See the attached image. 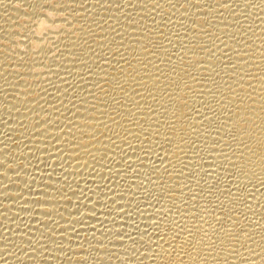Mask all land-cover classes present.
Returning <instances> with one entry per match:
<instances>
[{
	"label": "rangeland",
	"instance_id": "obj_1",
	"mask_svg": "<svg viewBox=\"0 0 264 264\" xmlns=\"http://www.w3.org/2000/svg\"><path fill=\"white\" fill-rule=\"evenodd\" d=\"M61 1L62 0H0V7H3L0 9V17H1L0 18V28H1L0 29V38H1L0 39V67H1L0 68V111H1L0 112V152L2 153L3 149H5L4 152H6L7 154H5L3 152V154H2L3 157H4V155H5V157L7 155L10 156V157L7 156V158L0 159V162L4 160L2 162V165L0 164V182L2 183V184L0 183V238L2 237L0 239V244L2 245V243H3L2 246L0 245L1 246L0 247V264H20V263L21 264H39V263L40 264H45V263L46 264H146V262H147L146 260H148V255L152 254L150 250H152L153 248H155L157 246L155 244V242L159 238V236H162L163 232L165 233L168 231H173L174 229L177 228V226L181 225L182 222L184 223L182 225H184V227H187V229L188 228L189 229L194 228L193 230L191 229L192 231L190 233L193 234L195 232L193 234V237L196 235L194 237L196 240H202V242L200 241L201 242L200 244H203V242H205V241H206L205 242L206 244H211L212 242H213L212 244H214V240L216 238V235H218L220 233V231L223 232V230L224 229L227 230V228L229 230V229H231L230 227L232 226V224H233V226H232L233 228L235 225L238 232H240V234L242 236L244 235V237L246 236L247 238L249 236V239L253 240V241H251L249 239H245L246 241L247 240L248 241L247 242L243 241V245H241L240 246L241 248H239L240 249L239 255H242V256L238 257L240 259L239 260L237 259V261H238L237 263L238 264H243V263L246 264L245 262H249L247 260L252 261L250 258H252V256H254L253 254L255 252H253V251H255L257 249V253H259L261 255L259 257L260 258L259 264H264V256H263V253H264V250H263L264 249V245H263L264 244V174H263L264 169H259L257 166L256 167L253 166L254 169H253V167H252V169L249 167L250 168V171H249V170H247L249 168H245L244 166H242L243 163L241 162L242 163L241 164L236 157V155L240 154V152H239L240 150L235 149V147L236 148L239 147L237 145L235 146V143H237V141H236L237 137H235L236 130L234 131L235 128L231 127L229 125V123L227 124V117H226V116H229L228 112H230V114H231V109L234 107V103L232 102V104H231V100H229V98L225 99L226 97L224 98V96H222L227 91L226 88L228 85L229 75L230 74L232 75V73H233L232 70H234V68L232 67L233 68L232 69L231 66L234 63L232 62L233 59L231 58V55H230L232 50L222 49V47L220 46V44H221L220 39L222 42V40L227 39V37L228 38L231 37L230 39L231 40L233 39V41L236 42V44L238 45V46L236 45L237 46L236 49L242 48L243 47L242 45L244 42H245L244 45L245 44L250 45L249 43H247L248 41H245L248 39V37H249V41H250V37H251V39L253 38L251 40V43L255 42L256 44H258V43L263 44L264 39H263V36H261V35H264V34H262V33H264V23H263V21H264V16H263V14H264V5H263L264 0L263 1L262 0H229V1L225 0L224 5H227L228 7L226 6V8H224V9L222 8V10L220 8V11L217 13V15H215L216 14L215 8H218L219 5L217 3L215 4L214 0H202V1L201 0H192V1L191 0H177V1L176 0H118V1L117 0H113V1H110V0H63L62 2ZM102 1H103V3H102ZM66 2H67V4H66ZM173 2H175L177 7L174 5ZM196 2H197V4L201 3L200 5H202V2H204L203 3L204 5H202L204 7L198 6L196 4ZM226 2H228V3L226 4ZM54 3H56V4H54ZM72 3H73V5H72ZM213 3H214V5H213ZM8 4L10 5L11 8L9 7ZM194 4H196L197 6ZM44 6H46V7H44ZM50 6H51V8H50ZM61 6H63V7H61ZM56 7H59V8L61 7V9H63V10L56 8ZM193 7H195V9H193ZM23 8H24V10H23ZM201 8H203L205 10L207 9L206 12L207 11L208 12L206 14L207 15L209 14V16L212 15V12H213V17L214 16L216 17L218 15L222 16L223 19H221V20H224L223 22L226 23V25L224 24L226 27H225V30L223 32H220L219 29H217V27H215L216 25H214L216 23V22H214V20H212L214 18L208 17L206 14H204V15L202 14V16L205 20V27H203L201 29L202 30L201 33H203L205 30H206V32H205V34L204 33L202 34V35H204V37L202 36V39L199 40V42H198L199 45H203V46L207 45L206 49H208L207 48L208 46H209V49H214L212 47L219 44L218 46H220V48H219V50H215V51L212 50L214 52L213 55H212V52H210V54L213 56V57L211 56L213 62L210 65V67H212L211 68L212 71L211 70H209V71H211L213 74H209V73L203 74V71H200L197 73L198 68L196 69L195 66H193V67H195V71L193 70L194 68L192 69L194 72V76L199 74L200 76L198 75V76H196V78L200 82L203 81L207 85L204 84V86L202 87V90L199 91V92H201V97H200V94L198 92H197L198 94L195 93V94H197V95H195L194 94L195 91H193V90H190L192 92V93L190 92L191 94L189 93V95L191 96L190 97L191 103H190V107H189L188 112H187L188 114H186L185 121H186V123H187V121H189L187 123L188 124L187 125V132L189 131V129L191 131H189L190 133L188 132L186 134L188 137L186 135L184 136V141H186V143H185L186 145L184 144L185 145L184 149L188 145L186 147L187 149L185 151H186V155H189V156L186 157V155H185V158L182 160V162L183 161H186V162H183V163L181 162L182 166L178 170L179 171L178 172L179 177L177 178L178 183H176L174 180H171L173 182L172 183L170 181V179L167 177L168 174H166L165 171L164 172L161 171L159 166L158 167L156 166V165L161 166L162 165L161 161H163V159H160V158L161 157L164 158L163 152H162L163 151V149H162L163 145H162V143L157 144L158 140H156V138H154V139L150 138L154 142H153V144L151 143L150 145H147V146L146 145H144V146L140 145L139 146V145L135 144V147H133L132 145H134V142L131 143V141L125 142V143H127V145L124 144V142L119 144V146L120 145L122 146V147L117 146L119 149H117V147L112 146V149L116 152H111L113 150H111L109 148V150H107L108 151L107 153H106V151H104L105 153L103 152L98 157H96V158L94 157L95 161H94V163L92 162L93 165L91 163V165H89V166H87V165H85V166L83 165L81 167L79 166L80 169H77L79 167H76V168H74L75 170L77 169L76 171L73 169V167L72 168L69 167L68 169L71 170L70 173H69L68 169H67V173L65 171L67 166H71L70 165L71 163H70L68 158H67L68 159L67 160V159H64V157L62 159L61 157L51 155L47 151V148L46 149L44 148V150H43V149H41L42 147L40 148V145L37 146L38 144L33 142V139H35L36 136L38 137V134L35 131H37L39 129H44L43 127H45V126L46 127L51 126L50 121H51V123L54 122L53 121L54 115H53L51 110H52V107L54 106V104L56 102H59L58 97L56 98V96L63 93L62 89L67 93L69 92V94L71 93L70 90L72 92H74L75 90L78 89L80 91H78V90L77 91L80 92V94H82V95L84 94L83 92H85L84 95H88V94H91V96H92V94L96 95L94 97L89 96V98H90L89 101L92 100V101H90L91 104L95 103L100 98L99 100H101V103H103L104 101H105L104 103L107 102L105 105V106H107V108H111L113 106H117V105L119 106L120 105L119 103L117 104L116 100H119V99H117V97L121 98V96H119V94L122 95L121 94L122 91H120V89L117 88V86L120 85V80L122 78V77H120V76H122L121 75L122 74L121 73L122 68L118 69L117 67H122L121 64H123V63L121 61H119L120 56H121L119 54H122L121 48L125 46L124 43L128 41V38L131 41L132 38L133 39L134 38L139 39L142 36L140 38V39H142L140 42L141 44L139 43L140 45L137 46V42L133 39H132L133 42L131 41V45L133 43V45L135 44L137 47H139V46L141 47V45L144 41H145L144 43L147 42L146 43L147 45L143 43V46L145 47L144 50L148 51L149 49H152L153 51H155V52H153L155 55L158 53L156 56H157V58L160 59L159 62H161V63H170V64L174 63L175 64L180 59V57L183 58V56H184L183 52H186L185 49L182 47L184 45L183 40L186 41V38L188 39L189 36H193L194 33L196 34V32L192 33L191 32L192 30H190V28L192 29L193 26H196L195 25L196 24L195 16L196 17L198 16V15H196V13L198 14L199 11L201 10ZM55 9H57V10L59 9L58 11H60L59 13L61 14V17L56 18V15H53L54 12L57 11ZM209 9H210V11L214 10L215 14H214V11H211V14H210ZM230 9H231V11H230ZM17 11L22 12V13H20V16H19V13H17ZM48 11H49V14H48ZM182 11L184 14L182 13ZM232 11H234V12H232ZM50 12H52V13L50 14ZM200 12L202 13V11H200ZM25 13H26V15L28 14V16H23V14L25 15ZM186 13H187V15H186ZM253 13H255L256 15ZM5 15H7V16H5ZM30 15H31V18H30ZM38 15H40V16L38 17ZM199 16H201V15H199ZM219 16L216 18H219ZM26 17H27V19H29V21L24 19ZM122 17H124V18H122ZM36 18L39 20L42 19L43 21L42 20L41 21L43 23L40 22L39 20H37ZM54 18H56V19L60 18V23H59V19L57 21L56 19L54 20ZM61 18L64 21H62ZM12 19L14 22L12 21ZM23 19L26 20L27 22H24ZM30 19H32V20H30ZM251 19H252V21H251ZM50 21H53L54 23L52 22V24L50 25V23H51ZM211 21H213L214 23ZM38 22L40 24L41 23L42 24L40 25ZM68 23H70V24H68ZM12 24L14 26H12ZM21 24L23 25V27ZM53 24L55 26H56V24L57 25L59 24L57 26L58 28L54 27ZM16 25L19 27H16ZM227 25H229V26H227ZM256 25H258V27ZM133 27H135V28H133ZM123 28H124V30H123ZM212 28H214V30H212ZM253 29H255V31ZM64 30H66L67 32ZM187 30H190V31H187ZM137 31L139 33H137ZM100 32H101V34H100ZM187 32H189V33H187ZM255 32H258V33H255ZM259 32H261L260 36H259ZM61 34H63V35H61ZM74 34L76 36H74ZM188 34H189V36H188ZM253 34H254V36H253ZM255 34H257L258 38L256 37ZM120 35H122V36H120ZM232 35H233V38H232ZM2 36H4V37L2 38ZM11 36H13V37H11ZM19 36H21V37H19ZM71 36H73V38ZM130 36H131V38H130ZM205 36L207 37L206 39H205ZM37 37L40 40H41V37H43L42 38L43 40L40 41V42L43 41V44L38 42L39 39H37ZM245 37H246V39H245ZM74 38H75V40H74ZM189 38L191 40L195 39L194 37H189ZM203 38H204L205 42H204ZM237 38H238V41H237ZM256 38L258 41L256 40ZM62 39H63V41H62ZM72 39H73V41H72ZM126 39H127V41H125ZM140 39H139V41H140ZM214 39H215V41H214ZM216 39L219 40V41L217 40V42H219V43H216ZM241 39H242V41H241ZM261 39H262V41H261ZM120 40H121V42H120ZM11 41H13V42H11ZM195 41H196V39H195ZM149 43H150V45H149ZM211 43H212V45H211ZM3 44H5L6 46ZM72 44L73 45L75 44V45L73 46ZM135 45L132 46L133 49L130 50L131 53L137 51V49L140 48V47L136 48ZM107 46H108V48H107ZM182 48L184 51H182ZM40 49H42V50H40ZM63 49H65V50H63ZM134 49H135V51H133ZM201 49L203 50V48H201ZM220 49H221V51L222 50L223 51L220 52ZM198 50L200 51V49H198ZM225 50L227 51V53H225L226 52ZM162 51H164L163 52L164 54L161 53ZM216 51H218V52H216ZM71 52H72V54H71ZM123 53H124V51H123ZM180 53L181 54L183 53V54L181 55ZM84 54H87V55H84ZM226 54H228L229 57ZM68 55H69V57H67ZM159 55H161V56H159ZM147 56H148V54H147ZM121 57H123V55ZM162 57H164V58H162ZM108 58H110V59H108ZM115 60H116V63H118V64L115 63ZM105 62L107 63V66H106ZM227 62H229V63L227 64ZM231 62L233 64H230ZM40 63L43 65H40ZM99 64H100V66H99ZM33 65H35V66H33ZM227 66H229V67H227ZM99 67H101V68H99ZM114 67H115V69H113ZM106 68L108 70H106ZM116 69H117L118 73H115V72H117V71H115ZM67 70H68V72H67ZM229 70H231V71H229ZM103 72L106 74H103ZM229 72H231V73H229ZM163 73L166 74L165 72H163ZM200 73L202 74V76ZM112 74L114 76L119 75L118 76L119 78L114 77L115 81H114V79L112 80V78H113V76L111 77ZM174 74H175L174 77L176 75L178 76V77L176 76L175 79L178 78L176 80L177 81L180 80L179 77H181L182 74L179 75V74H177V72H175ZM223 76H225V77H223ZM226 76L228 77V80H227ZM106 77H108V78H106ZM204 77H207V78H204ZM109 78H110V80H109ZM213 78L216 81L215 80L211 81V79L213 80ZM59 79H60V81H59ZM204 79H205V81H204ZM220 79L223 81V83H221L222 84L221 86L225 87V88L220 89L221 88ZM70 80H71V82H70ZM116 80H117L119 85L117 84ZM109 81H110V83H109ZM111 81H112V84H111ZM214 82L217 84V86L215 85ZM225 82L227 83V85L225 84ZM113 83H114V85H113ZM27 84H28V87H27ZM67 84H69V86ZM79 84H81V85L84 84V85L82 88H78L81 86L80 85L77 87V85H79ZM107 84H110V86L109 85L107 86ZM209 84H210V87H209ZM212 84L214 86H211ZM22 85H24V87L26 86V88H24ZM60 85H61V87H60ZM31 86H32V88H31ZM63 86L67 87V89ZM84 86H86V87H84ZM114 86H116L117 89ZM205 87H208V88H205ZM57 88H59V90ZM35 89H36V91H35ZM68 89H70V90L68 91ZM96 89H99V90H97L98 93L96 92ZM29 90L30 91L32 90L34 92H32V91L30 92ZM60 90H61V92L58 93V91H60ZM207 90L210 92H208ZM214 90H215V92H214ZM221 90L222 91L224 90L223 93ZM203 91H207V92H205L206 94ZM36 92H37V94H36ZM202 92L204 93L203 95H205V96L202 95ZM26 93H27V95H26ZM40 93H41V95H40ZM217 93H218V97H217ZM100 94H102V95H100ZM36 96L38 98H36ZM52 96L53 97L55 96L54 100H53ZM103 96H104V99H103ZM194 96H196V97H194ZM225 96H226V94H225ZM67 97L68 96H65V98H67ZM221 97L224 99V101ZM32 100H34V101H32ZM52 100H53V102H52ZM99 100L97 102H100ZM228 100H229V102H228ZM24 101H26V102H24ZM114 102H116V103H114ZM222 102H224V103H222ZM169 103H171V102L167 103V108L164 107L165 110L170 107ZM221 104H226V106L228 105L229 107L230 106L231 107L229 109L228 107L223 106ZM29 107H30V109H29ZM228 109L230 111H228ZM20 110H22V111H20ZM30 110L32 111L31 113H29ZM196 111L197 112L199 111L198 113H196L197 115H195ZM191 112L193 114L190 115ZM207 112H208V114L206 115ZM26 113H28V114H26ZM198 114L199 115L202 114L201 117ZM210 114H212V115H210ZM162 115H164V116H162ZM165 115L166 114H161L158 117V118H160V120H162V119L164 120V122H162L163 120L162 121L158 120L159 123H161V127L158 126V128H160L159 130L161 132L163 131L161 135H163L164 132H165L164 134H166V132L168 130V126H170V124L167 122L169 120L166 118H165L166 120L164 119ZM208 115H209V117H208ZM222 115L223 116L226 115V116H224L226 121H224V119H223L224 117ZM194 116H196V117H194ZM51 118H52V120H51ZM190 118L192 121L196 120L195 121L196 124H195V122H192L190 120ZM42 119H43V122H42ZM186 119H189V120H186ZM208 119H210V121ZM198 120L199 121L201 120V121L199 122ZM206 120H208V122ZM203 121H205V122H203ZM38 122L40 123V125L42 123H44L45 126H43V124H42V126H40ZM48 124H50V125H48ZM145 124H146L145 122L142 123V125H143L142 129L144 131H146L148 128V125L144 126ZM218 124L221 126H219ZM228 125H229V127H227ZM162 126L164 127V129L162 128ZM165 126H167V129ZM188 126H190V127L188 128ZM110 127H108L109 128L108 132L110 134H113V135H115V134L121 135L122 134L121 136H123V134L126 133L125 132L126 128L123 125L119 126V128L116 125L115 126L113 125V127L112 126H110ZM123 129H124V131H123ZM111 131H113L114 133ZM227 132L230 135H228ZM34 133H36V134H34ZM263 134H264V132H263ZM34 135H36V136H34ZM226 135H227L228 139L226 137H223ZM18 136L19 137L22 136V137L19 138ZM208 137H210V138H208ZM188 139H189V141H188ZM210 139H211V141H210ZM219 139H220V141H223L224 139H225V141L227 140V144H228L227 147H229V148L226 147L227 144H224L225 143L224 141L221 142V144L223 143V145L221 147ZM229 139H231V140H229ZM232 139L235 141H232ZM128 142H130V143H128ZM32 143H34V144H32ZM204 143H205V145H204ZM5 144L7 146H5ZM145 144H148V143H145ZM171 145L173 146V143ZM224 145H225L227 150L226 151H219L218 149L220 147L222 149L225 148V147H223ZM172 146H170V143H169V146L167 145V147H172ZM210 146H211V148H210ZM213 146H216V148H218V149H215V147H213ZM158 148H159V150H158ZM6 149H7V151H8V149H10V150L7 152ZM14 149H16L18 152H15L16 150H14ZM211 149L212 150L214 149V150L212 151ZM29 150H31V151H29ZM228 151H229V153L226 154ZM260 151L263 153L264 152L263 148H262V150L260 149ZM131 153H132V155H131ZM221 153H223V155ZM233 153L234 154L236 153V155L234 156L235 158L231 156V155H233ZM224 154H225V156H224ZM2 155H0V158L2 157ZM142 155L145 157H143ZM214 155H216L218 158ZM221 156H223V157L221 158ZM111 159H112V161H111ZM231 159H233V160H231ZM60 162H62V163H60ZM3 163H4V165H3ZM6 163H7V165H6ZM64 165L66 168L64 167ZM51 166H52V168H51ZM155 166H156V168H155ZM183 166H185V167L183 168ZM90 167H92V168H90ZM152 168H154V170ZM255 168H256V170H255ZM62 169H64V170H62ZM155 169L158 170V172ZM230 169L232 170L231 172H230ZM5 170H6L7 174H9L8 176H6L7 174H6ZM183 170H184V172H183ZM64 171H65V173H64ZM100 173H102V174H100ZM11 174H13V175H11ZM157 174H159L161 177H159V175H157ZM58 175H61V176H58ZM51 177L53 178V180ZM155 177H156V179H155ZM18 178H20V179H18ZM48 178H50V179H48ZM49 180L50 181L52 180L53 182H55V184H54L55 189L51 188L50 189L51 192L56 193L55 196L61 195V196H59V198L62 197V195H64L65 197L67 196L66 199L68 198V200L66 203L61 204L59 207H56L58 209L57 214L50 213L49 215L47 214V217H46V214H39L38 213L39 208L41 206V204H39L40 202H38L36 200L28 202V201H26L25 198L31 197V199H33L35 197H38L39 193H37V192H39L40 187L41 188L44 187ZM21 182H23V183H21ZM174 182H175V184H174ZM172 184H174L176 187H174ZM70 186H71V188H70ZM75 186H76V188H75ZM185 187H187V188L185 189ZM58 188H60V189H58ZM172 188H174V190ZM58 191H60V192H58ZM11 192H12V194H10ZM63 193H65V194H63ZM68 193H70V194H68ZM74 193H76V194H74ZM8 194H9V196L6 197ZM259 194H260V196H259ZM12 195H14V196H12ZM75 195H76V197H75ZM178 196H179V198H178ZM16 197H17V199H16ZM77 200H79V201H77ZM69 201H71V202L69 203ZM91 205L93 207L89 208V207H91ZM26 206H28V207H26ZM96 208H97V210H96ZM190 212H191V214H190ZM60 213H62V215H60ZM192 213H193V215H192ZM200 214H202V215H200ZM43 215H45V217ZM58 216H59V218H57ZM87 216H89V217L93 216V217L89 218ZM97 216H99V217H97ZM37 217H40V218H37ZM47 218H49L48 222H47ZM41 219H43V220H41ZM192 222L195 224V225H193L195 227L192 226ZM85 223H87V225ZM40 224H42V225H40ZM52 226L54 228V231L56 230L55 231L56 233L52 230L53 229ZM55 226H56V228H55ZM45 228H47V229H45ZM81 229H83V230H81ZM160 229H162V230H160ZM248 229H250V230H248ZM226 230H224V231H226ZM26 231H27V233H26ZM49 231H52L50 235H49V233H50ZM57 231H58V233H57ZM160 231H162L161 234H159ZM248 231L249 232L251 231L252 234L246 233ZM15 233H16V235H14ZM20 233L22 234V236ZM101 233H102V235H101ZM250 235H252V237ZM131 237H133V238H131ZM244 237H242V239ZM253 237H254V239H252ZM62 238H64V240ZM65 239H66V241H65ZM210 241H212V242L210 243ZM8 242H9V244H8ZM26 242H28V243H26ZM196 242L199 243V241H196ZM247 246H249V247H247ZM146 250H148L150 253ZM250 251L252 254L250 253ZM35 253H37V254L35 255ZM54 257H57V258H54ZM141 257L143 259H141ZM58 258L61 260H59ZM247 258H249V259H247ZM46 259L49 262H45V261H47ZM74 259H76V260H74ZM243 260H245V262ZM254 260L255 259H253V262H256V260L255 261ZM224 262H226V263H224ZM231 262H232V260H230V259L227 261L224 260V261H222V264H231ZM232 264H233V262H232Z\"/></svg>",
	"mask_w": 264,
	"mask_h": 264
},
{
	"label": "bare ground",
	"instance_id": "obj_2",
	"mask_svg": "<svg viewBox=\"0 0 264 264\" xmlns=\"http://www.w3.org/2000/svg\"><path fill=\"white\" fill-rule=\"evenodd\" d=\"M63 1V0H62ZM61 1V2H62ZM110 1H113V0H110ZM118 1V0H117ZM177 1V0H176ZM192 1V0H191ZM202 1V0H201ZM229 1V0H228ZM263 1V0H262ZM10 2V1H9ZM14 2V1H13ZM47 2V1H46ZM69 2V1H68ZM77 2V1H76ZM80 2V1H79ZM91 2V1H90ZM207 2V1H206ZM224 2L225 0H214V3L218 4L219 7L218 8H215L216 10V14H215V11L214 10H211V11H214V14L217 15V13L220 11V8L222 10V8H226L227 5H224ZM58 3V2H57ZM103 3V1H102ZM119 3V2H118ZM174 5L176 6L175 2H173ZM178 3V2H177ZM182 3V2H181ZM204 2H202V5ZM213 3V5H214ZM228 2H226L227 4ZM261 3V2H260ZM4 4V3H3ZM7 4V3H6ZM17 4V3H16ZM48 4V3H47ZM50 4V3H49ZM56 4V3H54ZM67 4V2H66ZM90 4V3H89ZM121 4V3H120ZM137 4V3H136ZM157 4V3H156ZM180 4V3H179ZM191 4V3H190ZM197 4V2H196ZM194 4V5H196ZM201 3L197 4L198 6H202L200 5ZM256 4V3H255ZM9 5V4H8ZM22 5V4H21ZM73 5V3H72ZM93 5V4H92ZM112 5V4H111ZM133 5V4H132ZM193 5V6H194ZM196 5V6H197ZM206 5V4H205ZM244 5V4H243ZM249 5V4H248ZM253 5V4H252ZM264 5V4H263ZM262 5V6H263ZM67 6V5H66ZM80 6V5H79ZM110 6V5H109ZM217 6V5H216ZM242 6V5H241ZM6 7V6H5ZM10 7V5H9ZM46 7V6H44ZM63 7V6H61ZM61 7H56V8H59L61 9ZM116 7V6H115ZM120 7V6H119ZM130 7V6H129ZM177 7V6H176ZM189 7V6H188ZM204 7V6H202ZM228 7V6H227ZM249 7V6H248ZM261 7V6H260ZM3 8V7H0V9ZM11 8V7H10ZM16 8V7H15ZM22 8V7H21ZM43 8V7H42ZM51 8V6H50ZM83 8V7H82ZM87 8V7H86ZM180 8V7H179ZM192 8V7H191ZM198 8V7H197ZM210 8V7H209ZM234 8V7H233ZM244 8V7H243ZM7 9V8H6ZM5 9V10H6ZM58 9V10H59ZM145 9V8H144ZM193 9H195V7H193ZM11 10V9H10ZM24 10V8H23ZM32 10V9H31ZM49 10V9H48ZM57 10V9H55ZM55 11L53 15H56V18L57 17H61V14L59 13L60 11ZM63 10V9H61ZM114 10V9H113ZM182 10V9H181ZM200 10V9H199ZM207 10V9H206ZM205 9L201 8L200 11H202V13L199 11V13L196 15H198L197 17L195 16V22H196V26H191L192 29L190 28V30H192L191 32H196V34L194 33L193 36H188L189 37H194L196 39H193L191 40L189 37L188 39L186 38V41H184V45L182 46L186 52H183L182 54L184 55L183 58L180 57V59L174 64V63H161L159 62V58H157V54L155 55L153 52L152 49H149L148 51H145L144 50V46H143V42L141 47H137L138 45H140L141 43V40L139 41V39H133L137 42V46L135 45L136 48H139L137 49V51H135V49L133 51V53L130 52L131 49H133L132 45H131V41L129 40L128 38V41L127 39L124 43V47L121 48L122 50V54H119V55H123V57L120 56V60L123 64H121L122 67H117L118 69L119 68H122L121 70V75L120 77L121 80H120V85L118 84L117 80V84L119 86H117L118 89H120V91H122V95L119 94V96H121V98H118L119 100H116L117 104L119 103L120 105L118 106H113L111 108H107L106 103H101V100H99L100 102H95V103H92L89 101V96L90 97H94L96 95H93L91 96V94H88V95H84L85 92H83L84 94H80V90H75L74 92H72L70 89H68V91L70 90V94L69 92H65L63 89H62V94L60 95H57L56 98L58 97V101L59 102H56L54 104V106L52 107V113H53V123H51L50 121V124L51 126H45L44 123L43 127L44 129H39L37 131H35L37 134H38V137L36 135L35 139H33V142H35L36 144H38L37 146L40 145V148L44 150V148L46 149L47 148V151L51 154V155H54V156H57V157H61L63 159H69L70 161V165L71 166H67V168L65 169L66 173H67V169L69 167H73L76 168V167H81V166H89L91 165V163L93 162L94 163V157H98L99 155H101L104 151H106V153L108 152L107 150H109V148L111 150L112 149V146L113 147H117L119 146V144L123 143L127 145V141H131V143L134 142V145H132L133 147H135V144L137 145H150L151 143L153 144V140L154 138H156V140H158L157 144L158 143H162V149H163V156L164 158H160V159H163V161H161V166L160 165H156L157 167L159 166L160 170L161 171H165L167 175V177L171 180H174L176 183L177 182V178L179 177V174H178V170L179 168H181L182 166V163L183 162H186V161H183L182 160L185 158V155H186V146L185 149H184V146L186 145V141H184V136L189 132L191 131L189 129V131L187 132V123L189 121H185V118H186V114H188V109L190 107V100H191V96L189 95V93L191 92L190 90H193L195 91V93H199L200 94V97H201V91L202 90V87L204 86V83L202 80V82H200L196 76H194V72L193 70L195 71V67L196 69L198 68V72L200 71H203V74L204 73H209V74H213L211 71V68L210 65L212 64L213 60L211 58V56L213 55V51L212 50H219L220 46L222 47V49H228V50H232V52L230 53L231 55V58L233 59V63L231 62L230 64H233L231 66V68L233 67L234 70L232 75L230 74L229 75V80H228V77H227V80H228V85L227 83L225 82V84L227 85V91L225 92L224 95V98L227 99L229 98V100H231V104L232 102L234 103V107L231 109V114L230 112L229 113V116H226L227 117V124L229 123V125L231 127H234V131L236 130V135L235 137L236 138V141L237 143H235V146H239V147H235V149H239L238 151L240 152L239 155H236V153L233 155H231L232 157H234L236 155L238 161L241 163H243L242 166H244L245 168H251L253 166H257L259 169H264V152L262 153L260 151V149L262 150L263 148V151H264V42L263 44H259L257 41V34L256 35V42L258 44H256L255 42L254 43H251V37H250V41H249V37L247 40L245 41H248L247 43H249L250 45L248 44H245L243 43V47L240 48V49H236L237 48V44L236 42L233 41V39L231 40L230 38L227 37V39L225 40H222L221 42V39H220V46H218L219 44H217L216 46L212 47L214 49H209V46L207 47L208 49H206V46H203V45H199V40L202 39V36L204 37V35H202L203 33L205 34L206 30L202 32V28L205 27V20L202 16V14H206ZM8 11V10H7ZM6 11V12H7ZM33 11V10H32ZM73 11V10H72ZM184 11V10H183ZM182 11V13H183ZM211 11L209 9V12L211 14ZM229 11V10H228ZM231 11V9H230ZM251 11V10H250ZM257 11V10H256ZM5 12V11H4ZM53 12V11H52ZM50 12V14L52 13ZM175 12V11H174ZM191 12V11H190ZM197 12V11H196ZM234 12V11H232ZM244 12V11H243ZM252 12V11H251ZM19 13V16H20V13L22 12H18ZM28 13V12H27ZM38 13V12H37ZM42 13V12H41ZM47 13V12H46ZM72 13V12H71ZM108 13V12H107ZM106 13V14H107ZM115 13V12H114ZM176 13V12H175ZM226 13V12H225ZM231 13V12H230ZM242 13V12H241ZM246 13V12H245ZM48 14H49V11H48ZM63 14V13H62ZM69 14V13H68ZM179 14V13H178ZM184 14V13H183ZM235 14V13H234ZM255 14V13H253ZM22 15V14H21ZM37 15V14H36ZM74 15V14H73ZM76 15V14H75ZM173 15V14H172ZM176 15V14H175ZM187 15V13H186ZM201 15V16H199ZM207 15V14H206ZM226 15V14H225ZM256 15V14H255ZM259 15V14H258ZM7 16V15H5ZM12 16V15H11ZM23 16H28V14L25 15L23 14ZM35 16V15H34ZM40 15H38L39 17ZM82 16V15H81ZM90 16V15H89ZM184 16V15H183ZM208 17H213V12H212V15L209 16V14L207 15ZM219 16V15H218ZM216 16V17H218ZM231 16V15H230ZM264 16V14H263ZM14 17V16H13ZM22 17V16H21ZM55 17V16H54ZM68 17V16H67ZM77 17V16H76ZM83 17V16H82ZM129 17V16H128ZM215 16L213 17L214 19V22H216L214 25H216L215 27H217V29H219L220 32H223L225 30V25L226 23L223 22L224 20H221L223 19L222 16H219V18H216ZM229 17V16H228ZM1 18V17H0ZM6 18V17H5ZM10 18V17H9ZM15 18V17H14ZM30 18H31V15H30ZM54 18V20L56 19ZM80 18V17H79ZM124 18V17H122ZM230 18V17H229ZM263 18V17H262ZM4 19V18H3ZM26 20L29 21V19L24 18ZM23 19V20H24ZM37 19V18H36ZM59 19V23H60V18ZM58 19H56L58 21ZM120 19V18H119ZM172 19V18H171ZM236 19V18H235ZM2 20V19H1ZM15 20V19H14ZM26 20H24V22H27ZM32 20V19H30ZM39 20V19H37ZM42 20V19H41ZM41 20H39L40 22H42ZM53 20V19H52ZM62 20V18H61ZM159 20V19H158ZM180 20V19H179ZM184 20V19H183ZM262 20V19H261ZM13 21V19H12ZM64 21V20H62ZM75 21V20H74ZM87 21V20H86ZM97 21V20H96ZM151 21V20H150ZM252 21V19H251ZM257 21V20H256ZM11 22V21H10ZM14 22V21H13ZM50 25L52 24L53 21H50ZM56 22V21H55ZM184 22V21H183ZM210 22V21H209ZM213 22V21H211ZM213 22V23H214ZM39 23V22H38ZM43 23V22H42ZM41 23V24H42ZM54 23V22H53ZM78 23V22H77ZM89 23V22H88ZM112 23V22H111ZM119 23V22H118ZM139 23V22H138ZM192 23V22H191ZM228 23V22H227ZM230 23V22H229ZM264 23V21H263ZM10 24V23H9ZM17 24V23H16ZM29 24V23H28ZM32 24V23H31ZM40 24V23H39ZM38 24V25H39ZM40 24V25H41ZM49 24V23H48ZM70 24V23H68ZM132 24V23H131ZM167 24V23H166ZM177 24V23H176ZM212 24V23H211ZM225 24V25H224ZM262 24V23H261ZM22 25V24H21ZM37 25V26H38ZM54 25V24H53ZM52 25V26H53ZM59 25V24H58ZM56 24V26L54 25V27H57L58 26ZM117 25V24H116ZM133 25V24H132ZM161 25V24H160ZM188 25V24H187ZM259 25V24H258ZM258 25H256L258 27ZM12 26H14L12 24ZM35 26V25H34ZM61 26V25H60ZM59 26V27H60ZM74 26V25H73ZM103 26V25H102ZM211 26V25H210ZM209 26V27H210ZM213 26V25H212ZM229 26V25H227ZM234 26V25H233ZM244 26V25H243ZM255 26V27H256ZM260 26V25H259ZM263 26V25H262ZM16 27H19L16 25ZM23 27V25H22ZM27 27V26H26ZM30 27V26H29ZM62 27V26H61ZM180 27V26H179ZM208 27V28H209ZM214 27V28H215ZM232 27V26H231ZM254 27V28H255ZM58 28V27H57ZM71 28V27H70ZM91 28V27H90ZM103 28V27H102ZM128 28V27H127ZM135 28V27H133ZM140 28V27H139ZM211 28V27H210ZM214 28H212V30H214ZM247 28V27H246ZM260 28V27H259ZM263 28V27H262ZM1 29V28H0ZM19 29V28H18ZM24 29V28H23ZM27 29V28H26ZM96 29V28H95ZM158 29V28H157ZM177 29V28H176ZM184 29V28H183ZM205 29V28H204ZM258 29V28H257ZM61 30V29H60ZM104 30V29H103ZM114 30V29H113ZM124 30V28H123ZM166 30V29H165ZM190 30H187V31H190ZM209 30V29H208ZM207 30V31H208ZM236 30V29H235ZM250 30V29H249ZM252 30V29H251ZM255 31V29H253ZM262 30V29H261ZM15 31V30H14ZM29 31V30H28ZM31 31V30H30ZM62 31V30H61ZM66 31V30H64ZM178 31V30H177ZM217 31V30H216ZM227 31V30H226ZM240 31V30H239ZM245 31V30H244ZM25 32V31H24ZM57 32V31H56ZM60 32V31H59ZM67 32V31H66ZM80 32V31H79ZM129 32V31H128ZM184 32V31H183ZM212 32V31H211ZM219 32V33H220ZM228 32V31H227ZM230 32V31H229ZM236 32V31H235ZM76 33V32H75ZM94 33V32H93ZM137 33H139L137 31ZM149 33V32H148ZM169 33V32H168ZM189 33V32H187ZM217 33V32H216ZM215 33V34H216ZM255 33H258V32H255ZM261 32H259V36L261 35L260 34ZM24 34V33H23ZM22 34V35H23ZM49 34V33H48ZM57 34V33H56ZM86 34V33H85ZM101 34V32H100ZM99 34V35H100ZM114 34V33H113ZM151 34V33H150ZM183 34V33H182ZM218 34V33H217ZM229 34V33H228ZM231 34V33H230ZM264 34V33H262ZM2 35V34H1ZM13 35V34H12ZM15 35V34H14ZM25 35V34H24ZM63 35V34H61ZM72 35V34H71ZM80 35V34H79ZM210 35V34H209ZM16 36V35H15ZM46 36V35H45ZM56 36V35H55ZM74 36H76L74 34ZM122 36V35H120ZM218 36V35H217ZM228 36V35H227ZM230 36V35H229ZM237 36V35H236ZM235 36V37H236ZM242 36V35H241ZM245 36V35H244ZM251 36V35H250ZM254 36V34H253ZM263 36V39H264V35H261ZM4 36H2L3 38ZM6 37V36H5ZM13 37V36H11ZM21 37V36H19ZM23 37V36H22ZM27 37V36H26ZM51 37V36H50ZM68 37V36H67ZM73 38V36H71ZM103 37V36H102ZM106 37V36H105ZM118 37V36H117ZM179 37V36H178ZM238 37V36H237ZM43 37H41V40ZM58 38V37H57ZM131 38V36H130ZM145 38V37H144ZM152 38V37H151ZM183 38V37H182ZM207 37L205 36V39ZM215 38V37H214ZM220 38V37H219ZM224 38V37H223ZM232 38H233V35H232ZM241 38V37H240ZM239 38V39H240ZM1 39V38H0ZM16 39V38H15ZM21 39V38H20ZM27 39V38H26ZM37 39H39L37 37ZM69 39V38H68ZM89 39V38H88ZM106 39V38H105ZM104 39V40H105ZM184 39V38H183ZM246 39V37H245ZM9 40V39H8ZM12 40V39H11ZM24 40V39H23ZM22 40V41H23ZM39 39V43L43 44V41H41ZM75 40V38H74ZM91 40V39H90ZM111 40V39H110ZM182 40V39H181ZM204 40V38H203ZM218 39H216V43H219L217 42ZM5 41V40H4ZM7 41V40H6ZM27 41V40H26ZM63 41V39H62ZM73 41V39H72ZM83 41V40H82ZM178 41V40H177ZM215 41V39H214ZM213 41V42H214ZM219 41V40H218ZM237 41H238V38H237ZM242 41V39H241ZM244 41V40H243ZM262 41V39H261ZM260 41V42H261ZM10 42V41H9ZM13 42V41H11ZM24 42V41H23ZM37 42V43H38ZM71 42V41H70ZM102 42V41H101ZM121 42V40H120ZM133 42V41H132ZM169 42V41H168ZM181 42V41H180ZM196 42V43H195ZM205 42V40H204ZM75 43V42H74ZM140 43V44H139ZM147 43V42H146ZM144 43V44H146ZM240 43V42H239ZM10 44V43H9ZM45 44V43H44ZM47 44V43H46ZM82 44V43H81ZM99 44V43H98ZM115 44V43H114ZM121 44V43H120ZM241 44V43H240ZM5 45V44H3ZM73 45V44H72ZM71 45V46H72ZM75 45V44H74ZM73 45V46H74ZM79 45V44H78ZM110 45V44H109ZM147 45V44H146ZM150 45V43H149ZM212 45V43H211ZM214 45V44H213ZM237 45V46H236ZM248 45V46H247ZM6 46V45H5ZM4 46V47H5ZM66 47V46H65ZM132 47V48H131ZM134 47V48H135ZM148 47V46H147ZM200 47V48H199ZM45 48V47H44ZM43 48V49H44ZM70 48V47H69ZM68 48V49H69ZM78 48V47H77ZM108 48V46H107ZM182 48V51H184ZM203 48V50L201 49ZM157 49V48H156ZM200 49V51L198 50ZM6 50V49H5ZM8 50V49H7ZM13 50V49H12ZM42 50V49H40ZM65 50V49H63ZM119 50V49H118ZM158 50V49H157ZM163 50V49H162ZM225 50V51H226ZM10 51V50H9ZM29 51V50H28ZM37 51V50H36ZM71 51V50H70ZM124 51V53H123ZM151 51V52H150ZM223 51V50H222ZM221 49H220V52H222ZM224 51V52H225ZM76 52V51H75ZM119 52V51H118ZM164 51H162L161 53H163ZM210 52H212V55L210 54ZM218 52V51H216ZM16 53V52H15ZM40 53V52H39ZM42 53V52H41ZM95 53V52H94ZM110 53V52H109ZM227 53V51L225 52ZM6 54V53H5ZM11 54V53H10ZM34 54V53H33ZM66 54V53H65ZM72 54V52H71ZM108 54V53H107ZM148 54V56H147ZM164 54V53H163ZM166 54V53H165ZM178 54V53H177ZM181 54V53H180ZM181 54V55H182ZM12 55V54H11ZM36 55V54H35ZM84 55H87V54H84ZM115 55V54H114ZM118 55V56H119ZM173 55V54H172ZM176 55V54H175ZM228 55V54H226ZM17 56V55H16ZM29 56V55H28ZM39 56V55H38ZM37 56V57H38ZM116 56V55H115ZM161 56V55H159ZM225 56V55H224ZM19 57V56H18ZM40 57V56H39ZM69 57V55L67 56ZM100 57V56H99ZM173 57V56H172ZM213 57V56H212ZM226 57V56H225ZM229 57V55H228ZM15 58V57H14ZM13 58V59H14ZM47 58V57H46ZM111 58V57H110ZM108 58V59H110ZM116 58V57H115ZM164 58V57H162ZM227 58V57H226ZM38 59V58H37ZM70 59V58H69ZM78 59V58H77ZM18 60V59H17ZM40 60V59H39ZM117 60V59H116ZM116 60H115V63H116ZM231 60V59H230ZM15 61V60H14ZM33 61V60H32ZM43 61V60H42ZM163 61V60H162ZM227 61V60H226ZM27 62V61H26ZM52 62V61H51ZM171 62V61H170ZM12 63V62H11ZM14 63V62H13ZM31 63V62H30ZM64 63V62H63ZM106 63V62H105ZM229 62H227L228 64ZM36 64V63H35ZM38 64V63H37ZM66 64V63H65ZM90 64V63H89ZM112 64V63H111ZM118 64V63H116ZM10 65V64H9ZM40 65H43L40 63ZM84 65V64H83ZM113 65V64H112ZM226 65V64H225ZM20 66V65H19ZM30 66V65H29ZM35 66V65H33ZM67 66V65H66ZM71 66V65H70ZM76 66V65H75ZM87 66V65H86ZM100 66V64H99ZM106 66H107V63H106ZM105 66V67H106ZM115 66V65H114ZM195 66V67H193ZM43 67V66H42ZM83 67V66H82ZM102 67V66H101ZM99 67V68H101ZM111 67V66H110ZM229 67V66H227ZM1 68V67H0ZM48 68V67H47ZM90 68V67H89ZM194 68V69H193ZM232 68V69H233ZM19 69V68H18ZM25 69V68H24ZM46 69V68H45ZM96 69V68H95ZM115 69V67L113 68ZM112 69V70H113ZM193 69V70H192ZM7 70V69H6ZM27 70V69H26ZM61 70V69H60ZM105 70V69H104ZM106 70H108L106 68ZM110 70V69H109ZM111 70V71H112ZM211 70V71H209ZM117 71V69L115 70ZM209 71V72H208ZM228 71V70H227ZM226 71V72H227ZM231 71V70H229ZM32 72V71H31ZM68 72V70H67ZM86 72V71H85ZM163 72H165L166 74H164ZM177 72V74L181 75L180 80H176L178 78L175 79V76L174 77V73ZM211 72V73H210ZM214 72V71H213ZM40 73V72H39ZM115 73H118L115 72ZM114 73V74H115ZM120 73V72H119ZM231 73V72H229ZM30 74V73H29ZM51 74V73H50ZM75 74V73H74ZM93 74V73H92ZM103 74H106L103 72ZM108 74V73H107ZM173 74V75H172ZM201 74V73H200ZM208 74V75H209ZM226 74V73H225ZM15 75V74H14ZM117 75V74H116ZM24 76V75H23ZM22 76V77H23ZM32 76V75H31ZM113 76L112 80L114 79L115 81V78L118 77V76H114L113 74L111 75V77ZM200 76V75H199ZM202 76V74H201ZM210 76V75H209ZM5 77V76H4ZM27 77V76H26ZM105 77V76H104ZM110 77V78H111ZM115 77V78H114ZM178 77V76H177ZM213 77V76H212ZM225 77V76H223ZM7 78V77H6ZM9 78V77H8ZM64 78V77H63ZM90 78V77H89ZM108 78V77H106ZM109 78V80H110ZM119 78V77H118ZM204 78H207V77H204ZM209 78V77H208ZM220 78V77H219ZM203 79V78H202ZM224 79V78H223ZM9 80V79H8ZM31 80V79H30ZM33 80V79H32ZM106 80V79H105ZM215 79L213 78V80L211 79V81H214ZM60 81V79H59ZM79 81V80H78ZM95 81V80H94ZM101 81V80H100ZM103 81V80H102ZM205 81V79H204ZM210 81V80H209ZM208 81V82H209ZM216 81V80H215ZM220 86L222 85L221 83H223V81L220 79ZM6 82V81H5ZM9 82V81H8ZM17 82V81H16ZM46 82V81H45ZM65 82V81H64ZM71 82V80H70ZM80 82V81H79ZM96 82V81H95ZM105 82V81H104ZM13 83V82H12ZM22 83V82H21ZM82 83V82H81ZM99 83V82H98ZM110 83V81H109ZM215 83V82H214ZM25 84V83H24ZM29 84V83H28ZM28 84H27V87H28ZM46 84V83H45ZM55 84V83H54ZM60 84V83H59ZM62 84V83H61ZM111 84H112V81H111ZM224 84V85H225ZM20 85V84H19ZM26 85V84H25ZM63 85V84H62ZM69 86V84H67ZM72 85V84H71ZM81 84L77 85L80 86ZM84 84H82L80 87L78 88H82ZM102 85V84H101ZM110 86V84H107V86ZM114 85V83H113ZM207 85V84H206ZM215 85L217 86V84L215 83ZM6 86V85H5ZM16 86V85H15ZM24 87V85H22ZM59 86V85H58ZM66 86V85H65ZM63 86V87H65ZM93 86V85H92ZM116 86H114L116 88ZM211 86H214L213 84ZM219 86V87H220ZM30 87V86H29ZM47 87V86H46ZM61 87V85H60ZM86 87V86H84ZM88 87V86H87ZM94 87V86H93ZM106 87V86H105ZM209 87H210V84H209ZM21 88V87H20ZM26 88V86L24 87ZM32 88V86H31ZM67 89V87H65ZM116 88V89H117ZM205 88H208V87H205ZM213 88V87H212ZM222 88H225V87H222ZM19 89V88H18ZM23 89V88H22ZM43 89V88H42ZM48 89V88H47ZM59 90V88H57ZM72 89V88H71ZM87 89V88H86ZM112 89V88H111ZM122 89V90H121ZM204 89V88H203ZM210 89V88H209ZM8 90V89H7ZM85 90V89H84ZM89 90V89H88ZM97 90L99 89H96V92ZM212 90V89H211ZM216 90V89H215ZM214 90V92H215ZM225 90V89H224ZM223 90V91H224ZM14 91V90H13ZM25 91V90H24ZM30 91V90H29ZM32 91V90H31ZM30 91V92H31ZM36 91V89H35ZM107 91V90H106ZM115 91V90H114ZM117 91V90H116ZM208 91V90H207ZM207 91H203L204 93L207 92ZM222 91V90H221ZM222 91V93H223ZM21 92V91H20ZM28 92V91H27ZM34 92V91H32ZM44 92V91H43ZM46 92V91H45ZM61 92L58 91V93ZM91 92V91H90ZM119 92V91H118ZM202 92V95L204 94ZM210 92V91H208ZM10 93V92H9ZM39 93V92H38ZM94 93V92H93ZM98 93V92H97ZM192 93V92H191ZM190 93V94H191ZM197 93V94H198ZM20 94V93H19ZM22 94V93H21ZM29 94V93H28ZM33 94V93H32ZM37 94V92H36ZM114 94V93H113ZM195 94V95H197ZM206 94V93H205ZM220 94V93H219ZM13 95V94H12ZM27 95V93H26ZM25 95V96H26ZM30 95V94H29ZM41 95V93H40ZM102 95V94H100ZM65 96H68L67 98H65ZM76 98H75V97ZM105 96V95H104ZM104 96H103V99H104ZM110 96V95H109ZM205 96V95H203ZM213 96V95H212ZM215 96V95H214ZM240 96V97H239ZM42 97V96H41ZM53 97V96H52ZM55 97V96H54ZM54 97H53V100H54ZM98 97V96H97ZM101 97V96H100ZM106 97V96H105ZM108 97V96H107ZM196 97V96H194ZM217 97H218V93H217ZM216 97V98H217ZM25 98V97H24ZM36 98H38L36 96ZM55 98V99H56ZM75 98V99H74ZM96 98V97H95ZM102 98V97H101ZM112 98V97H111ZM193 98V97H192ZM222 98V97H221ZM22 99V98H21ZM50 99V98H49ZM200 99V98H199ZM198 99V100H199ZM218 99V98H217ZM220 99V98H219ZM223 99V98H222ZM10 100V99H9ZM29 100V99H28ZM35 100V99H34ZM32 100V101H34ZM52 100V102H53ZM213 100V99H212ZM228 100V102H229ZM16 101V100H15ZM39 101V100H38ZM224 101V99H223ZM22 102V101H21ZM26 102V101H24ZM31 102V101H30ZM94 102V101H93ZM114 102V103H116ZM168 102H171L169 103L170 104V107L168 109L165 110V108H167V103ZM196 102V101H195ZM206 102V101H205ZM11 103V102H10ZM42 103V102H41ZM51 103V102H50ZM221 103V102H220ZM224 103V102H222ZM27 104V103H26ZM32 104V103H31ZM34 104V103H33ZM52 104V103H51ZM113 104V103H112ZM14 105V104H13ZM28 105V104H27ZM223 106H226V104H221ZM230 105V104H229ZM50 106V105H49ZM52 106V105H51ZM194 106V105H193ZM14 107V106H13ZM43 107V106H42ZM47 107V106H46ZM165 107V108H164ZM192 107V106H191ZM197 107V106H196ZM195 107V108H196ZM213 107V106H212ZM226 107H228L230 109V107L227 105ZM17 108V107H16ZM164 108V109H163ZM194 108V109H195ZM209 108V107H208ZM11 109V108H10ZM24 109V108H23ZM27 109V108H26ZM30 109V107H29ZM47 109V108H46ZM213 109V108H212ZM228 109V111H230ZM34 110V109H33ZM44 110V109H43ZM191 110V109H190ZM19 111V110H18ZM22 111V110H20ZM193 111V110H192ZM224 111V110H223ZM1 112V111H0ZM32 111L30 110L29 113H31ZM39 112V111H38ZM43 112V111H42ZM46 112V111H45ZM49 112V111H48ZM199 112V111H198ZM197 111L195 112V115H197L196 113H198ZM20 113V112H19ZM51 113V112H50ZM214 113V112H213ZM22 114V113H21ZM28 114V113H26ZM25 114V115H26ZM41 114V113H40ZM43 114V113H42ZM161 114H166L164 119H168L169 121H167L170 126H168V130L166 132V134L163 133L159 130L161 127V123H159L158 120H160L159 115ZM193 114L192 112L190 113V115ZM208 114V112L206 113V115ZM219 114V113H218ZM226 114V113H225ZM48 115V114H47ZM199 115V114H198ZM202 114H200L199 116L201 117ZM212 115V114H210ZM19 116V115H18ZM17 116V117H18ZM28 116V115H27ZM40 116V115H39ZM164 116V115H162ZM188 116V115H187ZM223 116V115H222ZM223 116V117H224ZM21 117V116H20ZM23 117V116H22ZM25 117V116H24ZM193 117V116H192ZM196 117V116H194ZM209 117V115H208ZM211 117V116H210ZM12 118V117H11ZM27 118V117H26ZM33 118V117H32ZM43 118V117H42ZM158 118V119H157ZM162 118V117H161ZM206 118V117H205ZM222 118V117H221ZM220 118V119H221ZM37 119V118H36ZM165 119V120H166ZM207 119V118H206ZM211 119V118H210ZM210 119H208L210 121ZM224 121H226L225 117L223 118ZM52 120V118H51ZM163 120V119H162ZM160 120V121H162ZM186 120H189V119H186ZM191 120V118H190ZM195 120V119H194ZM208 120H206L208 122ZM219 120V119H218ZM46 121V120H45ZM49 121V120H48ZM192 121V120H191ZM190 121V122H191ZM196 121V120H195ZM195 121H192V122H195ZM199 121V120H198ZM197 121V122H198ZM201 121V120H200ZM199 121V122H200ZM223 121V122H224ZM42 122H43V119H42ZM145 122L146 125H148V128L146 131H144L142 128H143V125L142 123ZM164 122V120L162 121ZM205 122V121H203ZM20 123V122H19ZM36 123V122H35ZM39 123V122H38ZM226 123V122H225ZM37 124V123H36ZM35 124V125H36ZM42 124L39 125L42 126ZM47 124V123H46ZM48 124V125H50ZM163 124V123H162ZM196 124V122H195ZM199 124V123H198ZM202 124V123H201ZM208 124V123H207ZM222 124V123H221ZM224 124V123H223ZM113 125L115 126H124L126 129V133L123 134V136L121 135H113V134H110L108 132V127L112 126ZM164 125V124H163ZM166 125V124H165ZM219 125V124H218ZM226 125V124H225ZM229 125L227 127H229ZM221 126V125H219ZM166 129H167V126H165ZM190 126H188L189 128ZM193 127V126H192ZM199 127V126H198ZM23 128V127H22ZM111 128V127H110ZM122 128V127H121ZM162 128L164 129V127L162 126ZM223 128V127H222ZM162 129V130H163ZM195 130V129H194ZM199 130V129H198ZM110 131V130H109ZM124 131V129H123ZM144 131V132H143ZM197 131V130H196ZM223 131V130H222ZM231 131V130H230ZM3 132V131H2ZM13 132V131H12ZM113 132V131H111ZM118 132V131H117ZM199 132V131H198ZM27 133V132H26ZM34 133V134H36ZM114 133V132H113ZM190 133V132H189ZM212 133V132H211ZM216 133V132H215ZM222 133V132H221ZM228 134V132H227ZM30 135V134H29ZM165 135V136H164ZM207 135V134H206ZM224 135V134H223ZM230 135V134H228ZM10 136V135H9ZM33 136V137H34ZM187 136V135H186ZM190 136V135H189ZM212 136V135H211ZM216 136V135H215ZM218 136V135H217ZM8 137V136H7ZM19 137V136H18ZM22 137V136H20ZM19 137V138H20ZM32 137V138H33ZM188 137V136H187ZM223 137H226L227 138V135L226 136H223ZM234 137V136H233ZM31 138V139H32ZM152 138V139H150ZM210 138V137H208ZM212 138V137H211ZM219 138V137H218ZM221 138V137H220ZM231 138V137H230ZM13 139V138H12ZM25 139V138H24ZM196 139V138H195ZM203 139V138H202ZM228 139V138H227ZM234 139V138H233ZM232 141H235L233 140ZM14 140V139H13ZM152 140V141H151ZM209 140V139H208ZM215 140V139H214ZM222 140V139H221ZM231 140V139H229ZM228 140V141H229ZM189 141V139H188ZM187 141V142H188ZM206 141V140H205ZM211 141V139H210ZM220 141V139H219ZM225 143L224 144H227V140L225 141V139L223 140ZM223 141H220V144L221 142ZM150 142V143H149ZM170 143V146H172L171 144L173 143V146L172 147H167V145L169 146V143ZM216 142V141H215ZM218 142V141H217ZM255 144H254V143ZM3 143V142H2ZM1 143V144H2ZM130 143V142H128ZM145 143H148V144H145ZM193 143V142H192ZM211 143V142H210ZM34 144V143H32ZM185 144V145H184ZM188 144V143H187ZM199 144V143H198ZM23 145V144H22ZM131 145V144H130ZM155 145V144H154ZM197 145V144H196ZM205 145V143H204ZM207 145V144H206ZM217 145V144H216ZM223 143L220 145L222 147ZM4 146V145H3ZM5 146H7L5 144ZM30 146V145H29ZM121 146V145H120ZM119 146V147H120ZM209 146V145H208ZM228 146V144L226 145V147ZM9 147V146H8ZM7 147V148H8ZM122 147V146H121ZM157 147V146H156ZM215 147V149H218L216 148V146H213ZM218 147V146H217ZM219 148L218 150L219 151H226V147L225 145L223 147L225 148ZM13 148V147H12ZM11 148V149H12ZM34 148V147H33ZM124 148V147H123ZM149 148V147H148ZM200 148V147H199ZM211 148V146H210ZM229 148V147H227ZM115 149V148H114ZM117 149H119L117 147ZM122 149V148H121ZM140 149V148H139ZM147 149V148H146ZM152 149V148H151ZM202 149V148H201ZM5 149H3L2 153L0 152V155L3 154ZM10 149H8L9 151ZM16 150V149H14ZM34 150V149H33ZM116 150V149H115ZM123 150V149H122ZM156 150V149H155ZM159 150V148H158ZM212 150V149H211ZM214 150V149H213ZM212 150V151H213ZM217 150V151H218ZM7 151V149H6ZM7 151V152H8ZM20 151V150H19ZM31 151V150H29ZM46 151V152H47ZM118 151V150H117ZM126 151V150H125ZM161 151V150H160ZM209 151V150H208ZM211 151V152H212ZM236 151V150H235ZM15 152H18L17 150ZM14 152V153H15ZM110 152V151H109ZM111 152H116V151H111ZM119 152V151H118ZM121 152V151H120ZM129 152V151H128ZM238 152V153H239ZM5 154H7L6 152H4ZM13 153V154H14ZM105 153V152H104ZM133 153V152H132ZM131 153V155H132ZM150 153V152H149ZM160 153V152H159ZM210 153V152H209ZM225 153V152H224ZM229 151L226 153L228 154ZM237 153V154H238ZM18 154V153H17ZM16 154V155H17ZM218 154V153H217ZM223 155V153H221ZM220 154V155H221ZM107 155V154H106ZM141 155V154H140ZM150 155V154H149ZM8 156V155H7ZM7 156L2 157V158H7ZM15 156V155H14ZM22 156V155H21ZM47 156V155H46ZM126 156V155H125ZM143 156V155H142ZM147 156V155H146ZM159 156V155H158ZM189 155H186V157H188ZM192 156V155H191ZM216 156V155H214ZM219 156V155H218ZM225 156V154H224ZM10 157V156H8ZM145 157V156H143ZM157 157V156H156ZM210 157V156H209ZM217 157V156H216ZM223 156H221L222 158ZM18 158V157H17ZM135 158V157H134ZM218 158V157H217ZM227 158V157H226ZM235 158V157H234ZM9 159V158H8ZM16 159V158H15ZM21 159V158H20ZM67 159V160H68ZM101 159V158H100ZM122 159V158H121ZM10 160V159H9ZM12 160V159H11ZM136 160V159H135ZM143 160V159H142ZM141 160V161H142ZM192 160V159H191ZM233 160V159H231ZM235 160V159H234ZM4 161V160H3ZM0 162V164L2 165V162ZM6 161V160H5ZM8 161V160H7ZM15 161V160H14ZM17 161V160H16ZM58 161V160H57ZM112 161V159H111ZM123 161V160H122ZM130 161V160H129ZM132 161V160H131ZM219 161V160H218ZM217 161V162H218ZM221 161V160H220ZM10 162V161H9ZM102 162V161H101ZM118 162V161H117ZM182 162V163H181ZM194 162V161H193ZM232 162V161H231ZM62 163V162H60ZM92 163V165H93ZM96 163V162H95ZM134 163V162H133ZM160 163V162H159ZM241 163V164H242ZM56 164V163H55ZM58 164V163H57ZM64 164V163H63ZM186 164V163H185ZM232 164V163H231ZM230 164V165H231ZM4 165V163H3ZM7 165V163H6ZM13 165V164H12ZM28 165V164H27ZM98 165V164H97ZM106 165V164H105ZM225 165V164H224ZM19 166V165H18ZM57 166V165H56ZM55 166V167H56ZM103 166V165H102ZM142 166V165H141ZM155 166V168H156ZM188 166V165H187ZM232 166V165H231ZM3 167V166H2ZM9 167V166H8ZM77 168V169H80ZM105 167V166H104ZM140 167V166H139ZM185 166H183L184 168ZM12 168V167H11ZM52 168V166H51ZM63 168V167H62ZM70 168V169H71ZM92 168V167H90ZM99 168V167H98ZM144 168V167H143ZM147 168V167H146ZM164 168V169H163ZM166 168V169H165ZM182 168V169H183ZM232 168V167H231ZM234 168V167H233ZM250 168L247 169L250 171ZM20 169V168H19ZM31 169V168H30ZM55 169V168H54ZM76 169V170H77ZM82 169V168H81ZM84 169V168H83ZM86 169V168H85ZM97 169V168H96ZM154 170V168H152ZM212 169V168H211ZM240 169V168H239ZM254 169V167H253ZM7 170V169H6ZM5 170V172H6ZM13 170V169H12ZM53 170V169H52ZM64 170V169H62ZM75 170V169H74ZM75 170V171H76ZM93 170V169H92ZM140 170V169H139ZM156 170V169H155ZM244 170V169H243ZM256 170V168H255ZM56 171V170H55ZM64 171V173H65ZM69 173L71 170H69ZM82 171V170H81ZM102 171V170H101ZM158 172V170H156ZM170 171V172H169ZM182 171V170H181ZM232 170L230 169V172ZM263 171V170H262ZM73 172V171H72ZM71 172V173H72ZM78 172V171H77ZM80 172V171H79ZM86 172V171H85ZM94 172V171H93ZM160 172V171H159ZM184 172V170H183ZM4 173V172H3ZM15 173V172H14ZM83 173V172H82ZM162 173V172H161ZM263 173V172H262ZM7 174V172H6ZM97 174V173H96ZM102 174V173H100ZM153 174V173H152ZM264 174V173H263ZM9 174H7L6 176H8ZM13 175V174H11ZM17 175V174H16ZM51 175V174H50ZM67 175V174H66ZM73 175V174H72ZM71 175V176H72ZM79 175V174H78ZM82 175V174H81ZM99 175V174H98ZM97 175V176H98ZM159 175V174H157ZM225 175V174H224ZM238 175V174H237ZM255 175V174H254ZM53 176V175H52ZM58 176H61V175H58ZM94 176V175H93ZM215 176V175H214ZM25 177V176H24ZM154 177V176H153ZM159 177H161L159 175ZM158 177V178H159ZM5 178V177H4ZM3 178V179H4ZM30 178V177H29ZM52 178V177H51ZM58 178V177H57ZM83 178V177H82ZM91 178V177H90ZM145 178V177H144ZM183 178V177H182ZM11 179V178H10ZM20 179V178H18ZM50 179V178H48ZM98 179V178H97ZM135 179V178H134ZM156 179V177H155ZM53 180V178H52ZM48 181L47 184L44 186V187H40V190L39 192V196L38 197H35L33 199H31V197H26V201L30 202V201H38L40 202L39 204H41L40 208H39V211L38 213L39 214H46V217H47V214L49 215L50 213H55L57 214L58 213V209L56 207H59L61 204H64L67 202L68 198L66 199V197L64 195H62V197L59 198V196L61 195H56V193H52L51 192V188H54V184L55 182L53 181ZM211 180V179H210ZM36 181V180H35ZM98 181V180H97ZM179 181V180H178ZM12 182V181H11ZM86 182V181H85ZM161 182V181H160ZM172 182V181H171ZM174 182V184H175ZM180 182V181H179ZM1 183V182H0ZM4 183V182H3ZM23 183V182H21ZM40 183V182H39ZM63 183V182H62ZM173 183V182H172ZM237 183V182H236ZM262 183V182H261ZM2 184V183H1ZM100 184V183H99ZM153 184V183H152ZM174 184H172L174 187H176ZM112 185V184H111ZM169 185V184H168ZM35 186V185H34ZM39 186V185H38ZM66 186V185H65ZM84 186V185H83ZM118 186V185H117ZM170 186V185H169ZM255 186V185H254ZM253 186V187H254ZM27 187V186H26ZM63 187V186H62ZM86 187V186H85ZM23 188V187H22ZM38 188V187H37ZM71 188V186H70ZM76 188V186H75ZM84 188V187H83ZM187 187H185L186 189ZM209 188V187H208ZM207 188V189H208ZM233 188V187H232ZM237 188V187H236ZM55 189V188H54ZM60 189V188H58ZM174 190V188H172ZM176 189V188H175ZM184 189V188H183ZM184 189V190H185ZM259 189V188H258ZM26 190V189H25ZM62 191V190H61ZM66 191V190H65ZM113 191V190H112ZM258 191V190H257ZM260 191V190H259ZM34 192V191H33ZM60 192V191H58ZM75 192V191H74ZM96 192V191H95ZM213 192V191H212ZM251 192V191H250ZM7 193V192H6ZM15 193V192H14ZM13 193V194H14ZM19 193V192H18ZM230 193V192H229ZM12 194V192L10 193ZM24 194V193H23ZM36 194V193H35ZM58 194V193H57ZM65 194V193H63ZM70 194V193H68ZM76 194V193H74ZM84 194V193H83ZM88 194V193H87ZM170 194V193H169ZM93 195V194H92ZM95 195V194H94ZM167 195V194H166ZM176 195V194H175ZM174 195V196H175ZM243 195V194H242ZM9 194L6 196L8 197ZM14 196V195H12ZM16 196V195H15ZM74 196V195H73ZM81 196V195H80ZM251 196V195H250ZM260 196V194H259ZM11 197V196H10ZM19 197V196H18ZM76 197V195H75ZM102 197V196H101ZM116 198V197H115ZM175 198V197H174ZM179 198V196H178ZM195 198V197H194ZM197 198V197H196ZM201 198V197H200ZM9 199V198H8ZM17 199V197H16ZM15 199V200H16ZM78 199V198H77ZM91 199V198H90ZM96 199V198H95ZM101 199V198H100ZM113 199V198H112ZM176 199V198H175ZM181 199V198H180ZM259 199V198H258ZM232 200V199H231ZM23 201V200H22ZM79 201V200H77ZM85 201V200H84ZM102 201V200H101ZM109 201V200H108ZM195 201V200H194ZM219 201V200H218ZM71 201H69L70 203ZM153 202V201H152ZM212 202V201H211ZM193 203V202H192ZM32 204V203H31ZM89 204V203H88ZM242 204V203H241ZM261 204V203H260ZM13 206V205H12ZM34 206V205H33ZM198 206V205H197ZM28 207V206H26ZM93 206L91 205V207L89 208H92ZM191 207V206H190ZM193 207V206H192ZM218 207V206H217ZM22 208V207H21ZM20 208V209H21ZM33 208V207H32ZM88 208V209H89ZM116 208V207H115ZM114 208V209H115ZM118 208V207H117ZM134 208V207H133ZM11 209V208H10ZM23 209V208H22ZM26 209V208H25ZM29 209V208H28ZM34 209V208H33ZM65 209V208H64ZM74 209V208H73ZM94 209V208H93ZM108 209V208H107ZM112 209V208H111ZM186 209V208H185ZM18 210V209H17ZM30 210V209H29ZM91 210V209H90ZM97 210V208H96ZM101 210V209H100ZM109 210V209H108ZM190 210V209H189ZM198 210V209H197ZM201 210V209H200ZM216 210V209H215ZM12 211V210H11ZM26 211V210H25ZM82 211V210H81ZM92 211V210H91ZM121 211V210H120ZM8 212V211H7ZM14 212V211H13ZM20 212V211H19ZM23 212V211H22ZM61 212V211H60ZM69 212V211H68ZM90 212V211H89ZM180 212V211H179ZM192 212V211H191ZM190 212V214H191ZM205 212V211H204ZM37 213V214H38ZM76 213V212H75ZM95 213V212H94ZM115 213V212H114ZM144 213V212H143ZM181 213V212H180ZM209 213V212H208ZM14 214V213H13ZM36 214V215H37ZM64 214V213H63ZM84 214V213H83ZM92 214V213H91ZM170 214V213H169ZM189 214V213H188ZM60 215H62V213H60ZM93 215V214H92ZM110 215V214H109ZM133 215V214H132ZM182 215V214H181ZM193 215V213H192ZM191 215V216H192ZM202 215V214H200ZM7 216V215H6ZM15 216V215H14ZM42 216V215H41ZM45 217V215H43ZM53 216V215H52ZM51 216V217H52ZM55 216V215H54ZM66 216V215H65ZM64 216V217H65ZM83 216V215H82ZM90 216V215H89ZM87 216V217H89ZM13 217V216H12ZM93 217V216H92ZM92 217H89V218H92ZM99 217V216H97ZM105 217V216H104ZM15 218V217H14ZM37 218H40V217H37ZM59 218V216L57 217ZM62 218V217H61ZM194 218V217H193ZM44 219V218H43ZM41 219V220H43ZM48 219L47 218V222H48ZM82 219V218H81ZM105 219V218H104ZM119 219V218H118ZM147 219V218H146ZM145 219V220H146ZM200 219V218H199ZM19 220V219H18ZM57 220V219H56ZM99 220V219H98ZM137 220V219H136ZM2 221V220H1ZM73 221V220H72ZM84 221V220H83ZM121 221V220H120ZM126 221V220H125ZM218 221V220H217ZM43 222V221H42ZM62 222V221H61ZM60 222V223H61ZM133 222V221H132ZM44 223V222H43ZM46 223V222H45ZM56 223V222H55ZM83 223V222H82ZM99 223V222H98ZM177 223V222H176ZM260 223V222H259ZM15 224V223H14ZM48 224V223H47ZM51 224V223H50ZM57 224V223H56ZM84 224V223H83ZM87 225V223H85ZM110 224V223H109ZM150 224V223H149ZM182 224H184L182 222ZM179 225L177 226L176 229H174L173 231H168V232H163L162 236H159V238L156 240L155 244L157 245L155 248H153L151 251L152 254H149L148 255V260H146V264H222V261L224 260H232L233 264H238L237 262V259L239 260L240 256L242 255H239L240 254V249L241 248L240 246L243 245V241L247 242L245 239H249V236L248 238L244 235L242 236L240 234V232H238L237 228L235 227L234 225V228L232 226L230 227L231 229L226 230L223 232L220 231V233L218 235H216V238L214 240V244H212L213 242L210 241V243L212 244H206L205 242H203V244H200L202 242V240H196L194 237H193V234L190 233L192 230L191 229H187V227H184V225ZM190 224V223H189ZM237 224V223H236ZM262 224V223H261ZM42 225V224H40ZM96 225V224H95ZM138 225V224H137ZM140 225V224H139ZM151 225V224H150ZM195 225L193 222H192V226ZM198 225V224H197ZM212 225V224H211ZM243 225V224H242ZM6 226V225H5ZM36 226V225H35ZM62 226V225H61ZM187 226V225H186ZM191 226V225H190ZM207 226V225H206ZM239 226V225H238ZM261 226V225H260ZM12 227V226H11ZM48 227V226H47ZM64 227V226H63ZM72 227V226H71ZM78 227V226H77ZM111 227V226H110ZM195 227V226H193ZM199 227V226H198ZM218 227V226H217ZM53 228V226H52ZM56 228V226H55ZM67 228V227H66ZM65 228V229H66ZM128 228V227H127ZM174 228V227H173ZM233 228V229H232ZM240 228V227H239ZM4 229V228H3ZM33 229V228H32ZM47 229V228H45ZM61 229V228H60ZM63 229V228H62ZM70 229V228H69ZM197 229V228H196ZM11 230V229H10ZM27 230V229H26ZM35 230V229H34ZM54 231V228L52 229ZM83 230V229H81ZM162 230V229H160ZM170 230V229H169ZM250 230V229H248ZM256 230V229H255ZM56 231V230H55ZM54 231V232H55ZM106 231V230H105ZM147 231V230H146ZM196 231V230H195ZM260 231V230H259ZM17 232V231H16ZM50 232V233H49ZM49 235L51 234L52 231H49ZM66 232V231H65ZM100 232V231H99ZM133 232V231H132ZM162 231L159 232V234H161ZM244 232V231H243ZM22 233V232H21ZM20 233V234H21ZM27 233V231H26ZM45 233V232H44ZM56 233V232H55ZM58 233V231H57ZM138 233V232H137ZM143 233V232H142ZM246 233H251V231L249 232H246ZM41 234V233H40ZM54 234V233H53ZM158 234V233H157ZM156 234V235H157ZM240 234V235H239ZM252 234V233H251ZM254 234V233H253ZM10 235V234H9ZM8 235V236H9ZM16 235V233L14 234ZM55 235V234H54ZM80 235V234H79ZM97 235V234H96ZM102 235V233H101ZM104 235V234H103ZM149 235V234H148ZM22 236V234H21ZM32 236V235H31ZM60 236V235H59ZM98 236V235H97ZM118 236V235H117ZM120 236V235H119ZM146 236V235H145ZM252 237V235H250ZM28 237V236H27ZM161 237V238H160ZM242 237H244L242 239ZM2 238V237H1ZM0 238V239H1ZM14 238V237H13ZM22 238V237H21ZM78 238V237H77ZM100 238V237H99ZM103 238V237H102ZM133 238V237H131ZM197 238V237H196ZM42 239V238H41ZM64 240V238H62ZM79 239V238H78ZM86 239V238H85ZM106 239V238H105ZM110 239V238H109ZM130 239V238H129ZM198 239V238H197ZM208 239V238H207ZM254 239V237L252 238ZM258 239V238H257ZM4 240V239H3ZM11 240V239H10ZM102 240V239H101ZM251 240V239H249ZM62 241V240H61ZM66 241V239H65ZM116 241V240H115ZM196 241H199L196 242ZM201 241V242H200ZM253 241V240H251ZM263 241V240H262ZM40 242V241H39ZM46 242V241H45ZM101 242V241H100ZM118 242V241H117ZM142 242V241H141ZM144 242V241H143ZM153 242V241H152ZM244 242V243H245ZM2 243V242H1ZM28 243V242H26ZM95 243V242H94ZM205 243V244H204ZM208 243V242H207ZM9 244V242H8ZM65 244V243H64ZM254 244V243H253ZM1 245V244H0ZM3 245V243H2ZM1 245V246H2ZM13 245V244H12ZM111 245V244H110ZM117 245V244H116ZM208 245V246H207ZM252 245V244H251ZM255 245V244H254ZM264 245V244H263ZM0 246V247H1ZM71 246V245H70ZM151 246V245H150ZM9 247V246H8ZM103 247V246H102ZM249 247V246H247ZM148 248V247H147ZM260 248V247H259ZM18 249V248H17ZM16 249V250H17ZM43 249V248H42ZM66 249V248H65ZM144 249V248H143ZM9 250V249H8ZM7 250V251H8ZM106 250V249H105ZM149 250V249H148ZM146 250V251H148ZM264 250V249H263ZM14 251V250H13ZM39 251V250H38ZM62 251V250H61ZM67 251V250H66ZM249 251V250H248ZM15 252V251H14ZM76 252V251H75ZM135 252V251H134ZM149 252V251H148ZM154 252V253H153ZM252 256V258H250L252 261L250 260H247L249 262H245V260H243L246 264H259V257L261 256L259 253H257V249ZM263 252V251H262ZM145 253V252H144ZM150 253V252H149ZM247 253V252H246ZM251 253V251H250ZM37 253H35L36 255ZM252 254V253H251ZM10 255V254H9ZM57 255V254H56ZM147 255V254H146ZM29 256V255H28ZM34 256V255H33ZM263 256H264V253H263ZM3 257V256H2ZM12 257V256H11ZM62 257V256H61ZM246 257V256H245ZM54 258H57V257H54ZM8 259V258H7ZM37 259V258H36ZM52 259V258H51ZM59 259V258H58ZM139 259V258H138ZM141 259H143L141 257ZM145 259V258H144ZM249 259V258H247ZM253 259L256 260V262H253ZM262 259V258H261ZM47 260V259H46ZM57 260V259H56ZM61 260V259H59ZM76 260V259H74ZM254 260V261H255ZM51 261V260H50ZM72 261V260H71ZM78 261V260H77ZM111 261V260H110ZM145 261V260H144ZM263 261V260H262ZM45 262H49L48 260L45 261ZM231 262V264H232ZM7 263V262H6ZM52 263V262H51ZM226 263V262H224ZM21 264V263H20ZM40 264V263H39ZM46 264V263H45ZM244 264V263H243Z\"/></svg>",
	"mask_w": 264,
	"mask_h": 264
}]
</instances>
